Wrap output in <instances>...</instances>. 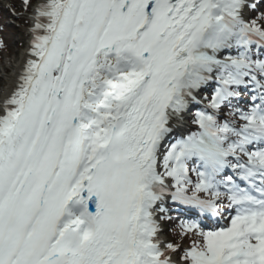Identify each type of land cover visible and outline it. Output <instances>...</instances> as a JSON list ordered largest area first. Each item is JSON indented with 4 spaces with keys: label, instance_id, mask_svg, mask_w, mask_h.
<instances>
[{
    "label": "snow or ice",
    "instance_id": "1",
    "mask_svg": "<svg viewBox=\"0 0 264 264\" xmlns=\"http://www.w3.org/2000/svg\"><path fill=\"white\" fill-rule=\"evenodd\" d=\"M262 5L38 0L0 104V264H264Z\"/></svg>",
    "mask_w": 264,
    "mask_h": 264
},
{
    "label": "rangeland",
    "instance_id": "2",
    "mask_svg": "<svg viewBox=\"0 0 264 264\" xmlns=\"http://www.w3.org/2000/svg\"><path fill=\"white\" fill-rule=\"evenodd\" d=\"M18 2L19 3H17L16 5V2L14 0L0 1V10L3 12V19L6 22L5 24H3L4 22H2L3 25H6V29H0V42H3L5 44V47H7L6 50H2L0 53V101L2 98V93L7 87V75L11 73L12 65H15V63H17L19 56L23 53L22 51L25 49V46L29 42V32L32 25L31 15L26 16L24 13L20 14V12H26V10H29V7L27 6L26 8H20V4H22L23 1L19 0ZM247 15L249 16V13H247ZM24 21L29 22L28 26L25 28L22 24V22ZM8 68L10 70H8ZM210 88L211 87L207 88L203 92L208 93L209 97L211 95V91L209 90ZM198 98L201 100V104L193 108V113H195V111L197 110L207 107V101L202 99L201 96ZM221 117H223V114L221 115ZM165 233H167V231ZM162 239L168 242L164 234L162 236ZM182 243L184 246H187L190 241L185 240Z\"/></svg>",
    "mask_w": 264,
    "mask_h": 264
},
{
    "label": "bare ground",
    "instance_id": "3",
    "mask_svg": "<svg viewBox=\"0 0 264 264\" xmlns=\"http://www.w3.org/2000/svg\"><path fill=\"white\" fill-rule=\"evenodd\" d=\"M33 16H34V14H33ZM33 16H32V19H33ZM33 25H34V19H33ZM31 29L29 32V35H30L29 42L27 43V45L25 47V51L23 50V53L19 56L17 63H15V65H12L11 74L7 75V78H6L7 87L5 88V91L2 93V98H1L0 104H2L5 97L7 95H10L12 90L15 88L16 83H17V77L22 72L23 65L28 58V53L30 50L31 39H32ZM201 98H202V94H201Z\"/></svg>",
    "mask_w": 264,
    "mask_h": 264
},
{
    "label": "trees",
    "instance_id": "4",
    "mask_svg": "<svg viewBox=\"0 0 264 264\" xmlns=\"http://www.w3.org/2000/svg\"><path fill=\"white\" fill-rule=\"evenodd\" d=\"M16 2V5L17 3H19L18 1L19 0H14ZM20 1H23L22 4H20V8H26L27 6L29 7V10L30 8L36 3L37 0H30V3L26 5L25 3V0H20ZM261 10H264V5L261 6ZM258 13L257 12H251L250 11V16L251 17H255ZM204 97H206V94L203 95ZM223 114L226 116V118H228V110L225 109V111L223 112ZM194 115V113H193ZM191 128L192 130H195L196 126L195 125H191ZM166 224V227H167V234H169V241H172V242H178L177 241V232H178V228H177V225L179 223L178 220L176 219H172V221H168V222H164Z\"/></svg>",
    "mask_w": 264,
    "mask_h": 264
}]
</instances>
